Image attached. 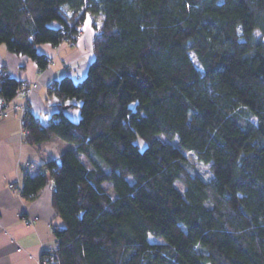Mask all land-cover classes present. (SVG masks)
Returning a JSON list of instances; mask_svg holds the SVG:
<instances>
[{"label":"trees","instance_id":"1","mask_svg":"<svg viewBox=\"0 0 264 264\" xmlns=\"http://www.w3.org/2000/svg\"><path fill=\"white\" fill-rule=\"evenodd\" d=\"M88 14L103 24L87 74L52 87L78 119L31 113L25 135L69 143L22 176L28 199L52 184L56 263L264 264V0H0V44L45 69L38 46ZM20 86L0 73L6 100Z\"/></svg>","mask_w":264,"mask_h":264},{"label":"crops","instance_id":"2","mask_svg":"<svg viewBox=\"0 0 264 264\" xmlns=\"http://www.w3.org/2000/svg\"><path fill=\"white\" fill-rule=\"evenodd\" d=\"M95 34L86 23L83 38L76 46L65 42L56 46L39 45L38 51L50 57L45 69L26 56L5 52L0 47V70L6 69L20 80H39V87L30 97H19L16 101L27 100L33 115L44 125L61 109L73 120L78 119V109L72 108L70 101H63L52 87L65 75L76 79L85 77L95 57ZM68 147L69 143L61 138L30 143L21 134L18 116L0 119V264H39L43 247L54 241L50 225L61 226L63 222L53 204L52 184L33 199L24 197L19 189L26 167L35 172L48 161L58 160Z\"/></svg>","mask_w":264,"mask_h":264},{"label":"built area","instance_id":"3","mask_svg":"<svg viewBox=\"0 0 264 264\" xmlns=\"http://www.w3.org/2000/svg\"><path fill=\"white\" fill-rule=\"evenodd\" d=\"M82 31H79L73 35L66 37L63 41L70 46H76L80 39L82 38ZM75 72V71H74ZM3 75H7L8 71L2 70L0 72ZM39 87V80L26 81L21 80V86L16 94L15 98L11 101L6 100L0 94V119L16 115L20 121L21 134L25 136L29 132V121L30 114L32 113L29 107V102L26 100L24 102H17L16 99L19 97L28 98L30 95ZM61 120L60 117L56 118V122ZM21 194V189H19ZM52 232L55 235L56 226L54 224L50 225ZM59 240L55 237L52 243H49L43 247L41 257L39 258V264H57L54 257V252L58 248Z\"/></svg>","mask_w":264,"mask_h":264},{"label":"rangeland","instance_id":"4","mask_svg":"<svg viewBox=\"0 0 264 264\" xmlns=\"http://www.w3.org/2000/svg\"><path fill=\"white\" fill-rule=\"evenodd\" d=\"M66 11L68 13H72L71 10L69 9L68 6L65 7ZM103 17V16H102ZM100 16H96L94 14H88L86 20L84 21V23L82 24V27L80 29V31H82V33H84V27L87 23V25H90L92 30H94V32L96 34L100 33L101 31V27L103 24V18ZM95 34V35H96ZM83 38V35H82ZM81 38V39H82ZM80 39V40H81ZM80 42V41H79ZM0 47L3 48L5 50V52H8L7 50V46L5 44H0ZM0 48V49H1ZM192 57L195 59L194 55L192 54ZM173 142L175 144H178V139H174ZM187 161L191 164V166L196 169L198 172H200L205 178H207L208 180H212L214 177V174L210 168V164H206L204 162H202L201 160L198 159L197 155L194 152L191 151H184ZM88 166H90V164L87 162ZM107 190L113 195L115 196V192L113 190V187L111 184H107ZM152 241H160L159 238H156L155 236H151L150 238Z\"/></svg>","mask_w":264,"mask_h":264}]
</instances>
